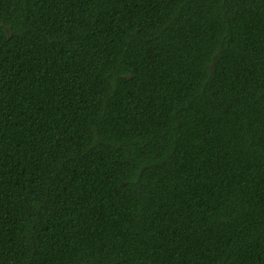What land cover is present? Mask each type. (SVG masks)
Segmentation results:
<instances>
[{
  "label": "trees",
  "instance_id": "obj_1",
  "mask_svg": "<svg viewBox=\"0 0 264 264\" xmlns=\"http://www.w3.org/2000/svg\"><path fill=\"white\" fill-rule=\"evenodd\" d=\"M0 264H264V0H0Z\"/></svg>",
  "mask_w": 264,
  "mask_h": 264
}]
</instances>
